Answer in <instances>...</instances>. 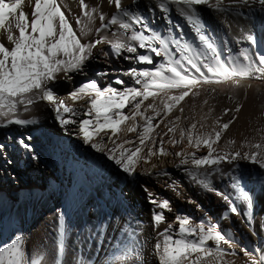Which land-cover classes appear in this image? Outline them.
Here are the masks:
<instances>
[{
    "label": "snow or ice",
    "instance_id": "snow-or-ice-1",
    "mask_svg": "<svg viewBox=\"0 0 264 264\" xmlns=\"http://www.w3.org/2000/svg\"><path fill=\"white\" fill-rule=\"evenodd\" d=\"M107 3L115 9L111 17L106 19L104 13H99V27L93 28L95 17L92 12H96L98 6L85 12L87 21L77 35L70 20L77 25H81V20L71 14L66 17L62 11L64 5L58 4L57 0H28L27 12L24 0H0V128L34 125V119L20 118V114L30 112L31 106L44 102L50 110L49 118L60 131L87 145L126 180L136 176L149 179L163 177L171 180V184L165 187L176 191V180L168 171L158 169L160 158L174 156L177 158L174 167L178 170L183 168L192 183L221 198L231 214L241 215L234 201H242L246 205L243 216L247 227L255 236L253 197L241 186L244 169L240 162L248 161L264 170V142L250 143L249 150L243 152L239 149L217 151L213 144L220 140L231 120L211 133L197 131L196 134H193L196 122H192L187 130H178L170 126L174 121L169 120L165 127L169 133L178 130L179 138L173 136L168 143L177 144L186 139L193 148H199L201 144L207 148V154L200 156L187 151L173 153L164 147L163 137L157 143L153 134L156 125L152 122L157 116L163 121L190 94L193 99L198 97L199 89L204 85L241 78L264 80V55L256 52L258 44L254 34L232 37V43L239 47V52L233 54L229 39L221 36L218 41L197 15L200 13L198 6H206L217 13H233L239 9L236 16H244L245 13L264 16V0H227V3L225 0H147L143 4L140 0H130L128 5L122 0H107ZM141 5L152 15L151 21L143 14ZM80 6L81 9L87 7L83 0H80ZM173 9L191 27L199 47L188 42L183 26L171 19ZM157 10L161 14L159 19L168 26L165 29L167 39L152 28L157 22ZM113 26H117V30L109 36L108 30ZM244 43L250 47H242ZM104 46L109 50L106 51ZM138 48L145 50L144 54L138 52ZM110 53L111 59L129 61L130 66L126 69L112 68ZM154 57H162L163 60L152 68L147 67L153 65ZM101 60L105 66L94 67ZM90 71L92 76H89ZM78 77L84 78L83 81L77 83ZM122 77L129 78L131 84ZM63 84L69 85L70 91L61 96L58 89ZM211 91L214 92L215 88ZM150 97L151 101L142 108ZM158 99L159 104L156 103ZM77 101L82 103L77 105ZM128 105L131 107L125 113L123 110ZM239 107L237 105L236 111ZM179 111H184L182 106ZM180 119V116L175 117L176 121ZM200 127L203 129L204 124L201 123ZM120 131L125 137L128 133H135L136 140L120 137L117 135ZM6 140L22 148L31 161L39 162V154L34 150L30 135H22L18 140L8 135ZM10 143H0V161L9 167L13 163ZM153 158L156 162H152ZM154 169L158 170L154 172ZM3 171L6 173L7 167ZM222 180L229 182L235 196L214 186L213 181ZM144 188L152 205L150 223L155 229L165 221V211L172 212L173 209L168 199L161 198L147 186ZM196 207L199 209L200 206ZM65 215V212H58L61 252L67 232ZM224 218H227V213ZM189 220L188 215L175 216L177 238L169 234L171 223L157 233V237L163 238V244L157 239L154 245L158 264H236L232 258L237 255L239 245L233 235L222 232L215 223L209 222L206 226L201 221L193 225ZM106 230L107 222L103 221L86 228V245L88 241L95 240L102 246L100 237ZM260 231L264 232V225ZM23 244L24 237L16 235L11 243L0 248V264H25ZM239 251L244 257L243 264H264V250L259 247L252 251L240 247ZM80 264H86L82 257Z\"/></svg>",
    "mask_w": 264,
    "mask_h": 264
},
{
    "label": "bare ground",
    "instance_id": "bare-ground-1",
    "mask_svg": "<svg viewBox=\"0 0 264 264\" xmlns=\"http://www.w3.org/2000/svg\"><path fill=\"white\" fill-rule=\"evenodd\" d=\"M146 2L147 0H140L141 4ZM57 3L64 5L62 11L66 17L71 14L81 20V25L70 20L77 35L80 33V27L87 21L85 12L98 6L97 11L92 12L95 17L93 21L95 28L99 27V13H104L106 19H109L115 11L108 5L107 0H83L87 5L84 9H81L80 0H57ZM122 3L128 5L130 0H122ZM27 4L28 0H24L26 12L29 11ZM141 8L143 14L151 21L152 15L143 8V5ZM198 11L200 13L197 15H200L205 26L218 41L221 36L229 39L233 54L239 52V47L232 43V37L239 38L242 34L248 33L256 37L258 44L256 52L264 55V16L256 13L250 14L249 18H242L236 16V13H217L206 6H198ZM155 15L157 22L152 25L153 30L167 39L165 29L168 26L159 19L161 14L158 10ZM170 15L173 21L183 26L185 39L199 47L194 32L179 12L173 9ZM255 16L260 17L259 24L252 23ZM115 30L117 26L109 29L108 35L111 36ZM156 46L159 47L158 44ZM241 46L250 47L248 43ZM104 49L109 50L108 46H104ZM137 50L144 54L145 50L139 48ZM93 51L95 52V49ZM162 60V57H154L153 65L147 67L152 68ZM104 66L103 60L100 64L94 65L98 68ZM129 66V61L111 59L112 68L126 69ZM92 75L90 71L89 76ZM83 79L78 77L76 82L80 83ZM122 79L131 84L129 78ZM230 82L204 85L199 89L198 97L193 99L190 94L180 105L172 109L163 121L157 116L152 122L156 125L153 134L157 143L163 137L164 147L169 152L187 151L197 156L206 155L207 148L203 144L199 148H193L188 145L186 139L177 144L168 141L173 136L179 138L178 130H187L192 122H196V129H193V134H196L197 131L211 133L229 120H231L229 127L223 130L220 140L213 144L217 151L239 149L243 152L249 150L250 143L264 142V80L241 78L232 81L231 84ZM213 88L214 92L211 91ZM68 91L70 86L67 84L61 85L58 89L61 96ZM204 100L208 103L204 104ZM150 101L151 97L144 101L142 108ZM159 102L158 99L156 103ZM80 103L82 102H75L77 105ZM237 105L240 106L239 111H236ZM181 106L184 109L182 113L179 111ZM130 107L131 105H128L123 111L127 113ZM49 111L44 102H41L39 105L31 106L30 112L20 114V118L34 119L36 121L34 125L23 128L10 125L8 129L0 128V143H10L6 140L8 135L16 140L22 135H30L34 150L39 154V162H33L23 149L13 142L9 147L12 165L5 166L0 161V248L11 243L16 235H21L24 237L25 264H80L81 257L86 264H158L154 245L157 239L163 244V238L157 237V233L171 223L172 229L169 234L177 238L178 224L175 216L188 215L190 224L203 221L207 226L209 222L215 223L222 232L233 235L239 245L236 248L237 255L232 258L236 264H243L244 257L239 251L240 247H247L249 251L256 247L264 250V232L260 231V227L264 225V186L261 185L264 184V170L258 169V166L248 161L240 162L244 169L241 186L253 197L252 215L256 227L254 236L243 216L246 205L242 201H234L238 204L241 215L231 214L228 205L221 198L192 183L183 172V168L178 170L174 167L176 157H162L158 162V169L168 171L172 179L176 180V191L165 187L166 184H171V180L163 177L149 179L145 176H136L126 180L123 174L102 157H98L99 154H94L87 145H83L74 137H67L60 131L58 125L49 118ZM176 116H180L181 119L176 121ZM169 120L174 121V125L170 126H175L178 129L176 132L169 133L165 127ZM201 123L204 124L203 129L200 127ZM123 127L121 125V128ZM117 135L136 140L135 133H128L125 137L120 131ZM152 162H156V158H153ZM4 167H7L6 173L3 171ZM213 183L217 189L223 188L233 196L236 195L227 180ZM144 186L161 198L168 199L173 209L172 212L165 211V221L155 229L150 223L152 205L148 202ZM196 205L200 206L199 209ZM60 211L66 213L67 226L63 252L58 245ZM102 221L107 222L106 233L100 237L102 246L95 240L88 241L86 245L85 229L95 227Z\"/></svg>",
    "mask_w": 264,
    "mask_h": 264
},
{
    "label": "rangeland",
    "instance_id": "rangeland-1",
    "mask_svg": "<svg viewBox=\"0 0 264 264\" xmlns=\"http://www.w3.org/2000/svg\"><path fill=\"white\" fill-rule=\"evenodd\" d=\"M237 11V12H236ZM239 12H240V10L238 9V10H235V12H233V13H236V14H239ZM231 13V12H230ZM251 14V13H250ZM250 14H248L247 15V13H246V15H244V16H242V18H249L251 15ZM256 15V14H255ZM248 16V17H247ZM261 17H263V16H261ZM260 17L258 16V17H256L255 16V18L254 19H252V23H256V24H259V22H260V19H259ZM232 83V81L230 82V84Z\"/></svg>",
    "mask_w": 264,
    "mask_h": 264
}]
</instances>
